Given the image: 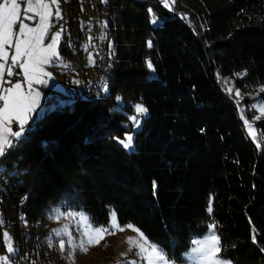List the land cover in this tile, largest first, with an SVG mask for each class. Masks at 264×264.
I'll list each match as a JSON object with an SVG mask.
<instances>
[{
	"label": "trees",
	"instance_id": "trees-1",
	"mask_svg": "<svg viewBox=\"0 0 264 264\" xmlns=\"http://www.w3.org/2000/svg\"><path fill=\"white\" fill-rule=\"evenodd\" d=\"M178 1L186 14L164 0L101 3L117 50L97 101L67 93L2 154L0 242L14 231L17 264H65L71 246L44 240L55 207L101 227L114 211L180 264L212 223L232 264H264V0ZM137 102L148 111L128 152Z\"/></svg>",
	"mask_w": 264,
	"mask_h": 264
},
{
	"label": "rangeland",
	"instance_id": "rangeland-1",
	"mask_svg": "<svg viewBox=\"0 0 264 264\" xmlns=\"http://www.w3.org/2000/svg\"><path fill=\"white\" fill-rule=\"evenodd\" d=\"M164 1L168 4V7H173L178 12L186 14V12L189 11L187 6H185V4L181 1ZM44 2L51 5L49 9V12L51 13L49 23L51 26L45 36L44 43H50L53 35L56 32L62 33L58 41L59 59L54 58L52 63L45 66L44 70L50 73V76L45 78L46 83L33 84V91H39L41 94L40 107L37 108L27 119L26 123L24 124L23 134L20 137L11 138L10 144H12L14 140H19L23 137L29 123L33 122L32 119H34L36 115L41 116L49 107L55 108L57 102L61 104L65 103L68 99L67 93L72 92V95L74 96V93L78 87L82 88L90 82L93 73L92 65L96 63V57L94 58V53L96 50L103 49L104 52L108 54L111 62H113L114 55L116 54L117 50V48H115V34H113V30L109 25V12L106 6L101 4L107 2V0H56L55 4L52 3V0H44ZM24 7L25 5L21 3V16L24 15ZM28 15H32V13H29ZM24 22L28 23L30 27H36L39 23L38 18L36 20H25ZM19 26V24L16 25L17 30L19 29ZM65 34L68 36L67 42L70 45L74 44L76 49L73 59L70 57L66 59L65 54L60 50ZM22 82L25 84V87L22 88L21 91L25 92L26 82ZM231 87L228 90L230 96L241 97V95H237L235 89H231ZM106 88L107 87L105 86L104 90H106ZM49 99L50 101L47 103ZM254 103L255 105H258L257 110L259 112V115L256 114V118H263L264 112H262L261 109L264 108V104L261 102ZM136 105L144 106L143 103L138 102L135 104V106ZM146 115L147 112L144 114H138L135 112L132 116H130H138V124H134L130 119V122L133 126V132L127 133L125 137L127 135L132 136V145L130 148L124 147L126 151L131 152L133 150L135 132H137L136 130H138V128H141L144 116ZM244 124L246 131L249 133L251 138L254 139L256 136V127L252 126L249 121H245ZM249 125H251V130L249 129ZM3 127V125H0V129ZM17 130L18 122H11L10 131L16 132ZM8 148L9 147L5 149L3 154L8 151ZM81 213L85 215L87 221H90L91 218L85 211L64 212L60 209V207H55L53 215L49 217L48 220H46V223L43 226L44 230L48 233L45 235L46 237H44V240L48 242L49 246H54V244L57 242V239H59V241L62 240L64 243L67 242L68 245L71 246L69 258L66 257V262H64L65 264H146V262L141 259L140 255L137 254L138 250L133 245L128 243V238H133L134 240L140 239L139 234L128 228V224L124 226L120 225L117 219L118 216H116L114 211L111 213L112 217L110 218V224L108 227H111V222L114 219L115 222L125 230L116 231L115 234H103V238H98L99 243L96 246L89 247V250L86 253L79 251L75 246L78 245L81 240L86 239L84 233L88 227L86 221L81 218ZM210 225L213 224L211 223ZM215 228H209V231L206 235L200 238L196 237L195 240H204L213 231L216 234ZM139 230L142 232L141 229ZM3 233H7L8 235L3 236V240L0 242V257L8 255L10 257V264H17L16 255H18L20 252L21 246L20 244L16 243L13 230L5 228ZM144 237L149 243L158 247L156 243H152L145 235ZM69 241L72 242L70 243ZM9 243H11V246L14 248V253L7 252V245ZM195 247H197V245L192 244L191 248L182 254L183 262L181 264H199L200 253L192 251V249ZM158 248L161 249L160 247ZM163 254L166 257L168 264H180L170 260L169 256H167L164 251ZM218 255L223 261L230 262L228 258L221 254V252H219ZM22 257L23 256H19L18 258ZM28 262V264H34L31 259L28 260ZM230 264L232 263L230 262Z\"/></svg>",
	"mask_w": 264,
	"mask_h": 264
},
{
	"label": "snow or ice",
	"instance_id": "snow-or-ice-1",
	"mask_svg": "<svg viewBox=\"0 0 264 264\" xmlns=\"http://www.w3.org/2000/svg\"><path fill=\"white\" fill-rule=\"evenodd\" d=\"M21 3L25 5L21 16ZM55 4L56 0H52ZM51 5L44 0H2L0 2V125L4 127L0 129V154H3L7 147H10V139L20 137L24 131V124L32 113L40 107L41 94L39 91H33V84L46 83L45 78L50 73L44 70L45 66L52 63L54 58L59 59L58 41L61 32H56L50 43L45 44L44 39L50 28L49 12ZM32 13V15H28ZM58 14V13H57ZM38 18V26L30 27L25 20H36ZM155 23V20H153ZM19 24V29L16 25ZM151 47V41L148 42ZM10 63H9V54ZM147 67L154 71L151 61L147 62ZM19 68L20 72H14L13 69ZM13 75L22 76L26 81V91L21 89L25 84L18 80L12 83L11 80L4 79ZM5 85H8L5 87ZM237 95L239 93L237 92ZM135 110L138 114H144L148 110L142 105H136ZM264 112V108L261 109ZM134 124H138V116L130 117ZM11 122H18V130L10 131ZM251 130V125H249ZM119 139V138H118ZM125 148L132 145V136L127 135L124 140L119 141ZM81 218L88 224L84 235L86 239L81 240L75 247L82 252H87L89 247L96 246L99 243L98 238H103V234H115L116 231H124L115 220L111 222V227H101L92 225L84 214H80ZM114 217V213H113ZM128 228L139 234L140 239L134 240L128 238V243L138 250V255L146 264H168L163 251L156 245L151 244L144 237V234L132 225ZM210 229H214L215 225H209ZM7 236V233H3ZM10 240V238H9ZM70 243L72 241H69ZM193 244L197 247L193 248V252L200 253L199 264H230L223 261L219 257V237L213 231L204 240H194ZM65 244L61 240L60 248L64 249ZM11 243L7 245V252L14 253ZM0 264H10V257L5 255L0 257Z\"/></svg>",
	"mask_w": 264,
	"mask_h": 264
},
{
	"label": "built area",
	"instance_id": "built-area-1",
	"mask_svg": "<svg viewBox=\"0 0 264 264\" xmlns=\"http://www.w3.org/2000/svg\"><path fill=\"white\" fill-rule=\"evenodd\" d=\"M96 63L92 65L93 73L92 78L89 83L85 86L78 87L76 89V97H90L93 100L98 99L100 92L102 91L105 81L110 77H112V65L113 62L108 57V54L104 52L103 49L97 50L96 54ZM114 61V59H113ZM10 63V62H9ZM20 72V71H16ZM4 79L11 80L12 83L17 82L18 80L24 81L22 76L13 75L12 77H7L5 75ZM8 85H5L7 87ZM2 158V154H0V160ZM28 261H24V264H28Z\"/></svg>",
	"mask_w": 264,
	"mask_h": 264
},
{
	"label": "crops",
	"instance_id": "crops-1",
	"mask_svg": "<svg viewBox=\"0 0 264 264\" xmlns=\"http://www.w3.org/2000/svg\"><path fill=\"white\" fill-rule=\"evenodd\" d=\"M18 2H20V0H18ZM22 10V9H21ZM96 52H97V50H96ZM96 52L94 53V58H95V54H96ZM10 56H11V54H10ZM10 56H9V62H10ZM16 71H21L19 68H15L14 69V72H16ZM86 81H87V79H86ZM26 82V81H25Z\"/></svg>",
	"mask_w": 264,
	"mask_h": 264
}]
</instances>
